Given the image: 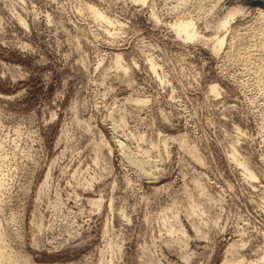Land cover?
<instances>
[{"label":"rangeland","instance_id":"374dc122","mask_svg":"<svg viewBox=\"0 0 264 264\" xmlns=\"http://www.w3.org/2000/svg\"><path fill=\"white\" fill-rule=\"evenodd\" d=\"M143 1L0 0L10 264L262 261L264 0Z\"/></svg>","mask_w":264,"mask_h":264},{"label":"bare ground","instance_id":"6f19581e","mask_svg":"<svg viewBox=\"0 0 264 264\" xmlns=\"http://www.w3.org/2000/svg\"><path fill=\"white\" fill-rule=\"evenodd\" d=\"M142 2V1H141ZM147 2V0H144L143 1V3H146ZM88 9L89 10H91L92 12H94L98 17H100V18H102V19H104V20H107L108 21V23L110 22V23H113V21H111L109 18H107L104 14H102L97 8H95V7H91V6H88ZM242 13H244V9L242 8V7H233V8H231L230 10H228L226 13H225V15L223 16V18H221L220 20H219V22H218V24H216L217 25V30L218 31H220V32H222V31H225V30H228V28L230 27V25L233 23V21H235V19H236V17L237 16H240ZM105 23H107V22H105ZM118 23V22H117ZM173 27H174V30L177 32V35L179 36V37H181V38H183L186 42L187 41H189V42H194V41H198V40H200V39H202L203 37H201L200 36V34L197 32V24H196V22H195V20L194 19H182V20H179V21H177V22H175L174 23V25H173ZM202 41H203V39H202ZM199 42V41H198ZM200 42H201V40H200ZM225 42H226V40H225V38H223V39H216V43H215V45H216V49L217 48H221L222 49V47L224 46V44H225ZM215 48V47H214ZM220 51V50H219ZM122 58H120V57H118V59H117V64H118V67H120V65H121V62H122V60H121ZM151 63H152V61H151ZM150 63V64H151ZM152 66L151 67H153V71L156 69L155 68V64H151ZM123 68V67H122ZM121 68V69H122ZM124 71V70H123ZM127 71V70H126ZM156 71V70H155ZM154 71V72H155ZM128 72V71H127ZM211 93H212V95L214 94V95H216V96H218V95H220V89H219V87L218 86H216V85H214V86H212L211 87ZM139 100V99H138ZM142 103V101H139V103ZM145 101H143V103H144ZM147 102V101H146ZM142 105H144V104H142ZM125 117H123L122 119H123V121L125 120L124 119ZM127 118V117H126ZM122 121V120H121ZM122 121V124L123 123H126V122H123ZM126 121V120H125ZM125 125V124H124ZM179 140H178V142L179 141H183L182 139H184V137H182V138H178ZM174 140V139H173ZM175 140H177V139H175ZM180 142V143H181ZM184 142H186V141H184ZM182 145L184 144V143H181ZM124 147H125V145L124 144H122ZM121 145V146H122ZM120 146V147H121ZM124 147H121V149H124ZM233 154V153H232ZM234 156V155H233ZM237 156H239V155H237ZM232 158V157H231ZM240 159V158H239ZM237 157H236V155L234 156V159L233 160H235L236 161V163L238 162L239 164H236V165H240V167L241 166H243L244 168H245V170L248 172V168H247V166L245 165V163H243V162H241L240 160H239ZM234 161V162H235ZM134 162H136V161H134ZM135 165L137 166V167H139L141 170H146L145 168V165L143 164V163H139V162H136L135 163ZM138 168V169H139ZM242 168V167H241ZM246 173V172H245ZM245 176H246V174H245ZM255 177L256 176H254V174H252L251 172H249V178H251V179H255ZM1 184V183H0ZM2 185H3V183H2ZM97 205V204H96ZM96 205H95V207H96ZM98 205H100L99 203H98ZM94 207V206H93ZM99 207V206H98ZM97 208V207H96ZM1 244V243H0ZM3 250V249H2ZM230 251V250H229ZM231 252V251H230ZM6 254V253H5ZM3 257H5V255L1 252L0 253V259H2ZM5 261H6V257H5V259H4ZM3 260V261H4ZM1 261V260H0ZM241 262V264L244 262V261H240ZM0 264H2V261H1V263ZM4 264V263H3ZM5 264H10V262L8 261H6V263ZM16 264V263H15ZM225 264H229V263H225ZM244 264V263H243ZM257 264H264V257L262 258V261H260V262H258Z\"/></svg>","mask_w":264,"mask_h":264}]
</instances>
